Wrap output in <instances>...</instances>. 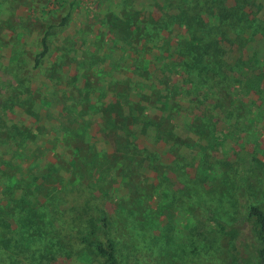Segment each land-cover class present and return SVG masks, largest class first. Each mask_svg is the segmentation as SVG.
Here are the masks:
<instances>
[{"label": "rangeland", "instance_id": "rangeland-1", "mask_svg": "<svg viewBox=\"0 0 264 264\" xmlns=\"http://www.w3.org/2000/svg\"><path fill=\"white\" fill-rule=\"evenodd\" d=\"M1 19L0 76L23 90L12 94L25 92L0 102L2 203L12 196L24 209L45 202L63 210L58 191L91 181L94 193L105 194L110 222L122 230L135 217L139 240L154 251L138 263L139 240L124 235L119 264H259L248 210L264 209V0H0ZM46 31L48 51L34 67ZM202 43L210 51L193 53ZM169 66L172 72H161ZM172 81L179 88L171 89L166 121L152 93ZM118 99L131 104L123 115L181 139L131 123L130 140L112 137L100 112ZM202 110L208 125L195 134ZM171 143L182 159L172 162ZM133 147L149 152L152 164L180 167L159 178L143 163L138 175ZM40 168L62 176L47 195L30 174ZM75 250V264H100L86 244ZM68 262L67 252L51 264Z\"/></svg>", "mask_w": 264, "mask_h": 264}, {"label": "trees", "instance_id": "trees-1", "mask_svg": "<svg viewBox=\"0 0 264 264\" xmlns=\"http://www.w3.org/2000/svg\"><path fill=\"white\" fill-rule=\"evenodd\" d=\"M0 21H2V19ZM63 21H65V18ZM47 34L48 31L41 37L40 42L42 49L34 55V67H37L41 63L48 51V44L46 41ZM203 50L210 51L209 44L202 43L198 45L195 47L193 53L204 54ZM212 55L215 57L217 53L213 52ZM172 70L173 68L169 66L161 72L169 73L172 72ZM189 75L191 78L197 77L191 72ZM14 77H18V84H23L24 80H22L21 77L17 74ZM198 80L194 85L195 90L199 89V86L202 85H199ZM169 81L170 80H167V82ZM174 82L176 81L170 82L172 87H168V84H164L161 88L163 90L155 89L152 93L156 97V102L159 104L162 112H165L163 119L166 121L171 120L170 116L172 114L171 101L173 99V91H171V89L176 90L179 88V84L176 82L178 85H175ZM14 85L15 84H13L10 79H2L0 76V102L11 101L17 95L12 94V91H23L19 85ZM203 86L207 88V91L213 87L206 84H203ZM24 93L25 92L21 93L20 96L17 95L20 100H22L20 97ZM123 105L124 103H121L120 99H118L116 102L108 103L107 106L101 110L102 112H100L101 114H107L106 117L109 123H111L108 130L112 137L117 136L127 139V136L133 134L128 127V123H131L130 125L133 126V130L135 129L134 127H140L148 132V129L154 130L153 133L157 138H161L162 136V138L168 141L172 139V142L174 140L173 137L179 140L181 139L180 136H175L172 131L164 132L159 130L160 127L158 128L153 121H143L135 115H123L122 110L124 108L131 109V104L129 106ZM96 113L101 115L98 111ZM207 117V113L203 110L195 115V118L200 121L198 125L200 128L192 129L195 134L200 133L202 128L208 125ZM119 122H123V124H118ZM117 126H123L124 128H119L116 131ZM3 141L9 145L12 139H4ZM122 146L123 148L120 152L124 153V151L129 149V141L125 142ZM177 148L178 146L175 144L173 146L172 143L168 145V150L174 155L172 162L182 159L179 157ZM205 148L206 146L201 143H197L196 145L198 151H204ZM114 149H116V151L118 150L115 144ZM132 149H134V158L131 162V166L134 168V173H138L139 175L142 173V164L145 163L146 167L152 162V159L150 158L149 152L141 155L137 148L133 147ZM153 160L156 161L155 159ZM176 164H161L154 162L152 167L157 176L161 178L162 175L175 171L176 168L180 167ZM107 171L108 168H102L97 176L101 178L102 175L107 174ZM30 174L38 181L39 190L44 192L45 195L52 193L58 188L57 186L61 184L57 182L61 180L62 176L54 168L32 170ZM1 177L2 174H0V188H3L5 182L4 179L1 180ZM93 189L91 181L81 180L64 192H60L59 190L57 195L59 194L60 202L68 204L63 210L58 208L50 210L48 206H45V202L39 209L33 206H28L24 209L23 206L14 203L12 196L5 200L4 203L0 201V263L5 264L6 262L16 260L17 264H51L52 260H54L57 255L68 252L70 255V263H68L75 264V246L86 244L88 247L93 248L97 257L101 258L100 264H119V242L123 240L124 235L127 234L137 241L141 239V231L138 228L135 217H132L129 222L125 223L124 225L126 226L123 227L122 230H118L115 224L110 222V212L107 205L104 204L105 194L94 193ZM17 191L20 192L18 188H15V191L11 194ZM34 191L36 192L37 190ZM248 215L253 221L255 234L260 241V245L255 251L258 262L259 264H264V209L257 205H250ZM97 223L99 226H96ZM87 234L92 235V238H88ZM146 241L147 240H139L140 248L133 256L138 263L139 257H149L154 252H149L150 248L146 249L149 246ZM4 255H8V257Z\"/></svg>", "mask_w": 264, "mask_h": 264}]
</instances>
